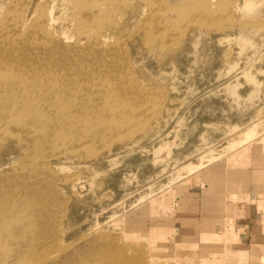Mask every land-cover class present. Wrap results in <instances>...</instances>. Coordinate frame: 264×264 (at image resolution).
<instances>
[{
    "label": "rangeland",
    "instance_id": "374dc122",
    "mask_svg": "<svg viewBox=\"0 0 264 264\" xmlns=\"http://www.w3.org/2000/svg\"><path fill=\"white\" fill-rule=\"evenodd\" d=\"M254 158L264 0H0V264H166L151 220Z\"/></svg>",
    "mask_w": 264,
    "mask_h": 264
},
{
    "label": "crops",
    "instance_id": "0c3cea01",
    "mask_svg": "<svg viewBox=\"0 0 264 264\" xmlns=\"http://www.w3.org/2000/svg\"><path fill=\"white\" fill-rule=\"evenodd\" d=\"M236 165L205 170L151 220L164 263L264 264V158Z\"/></svg>",
    "mask_w": 264,
    "mask_h": 264
},
{
    "label": "bare ground",
    "instance_id": "6f19581e",
    "mask_svg": "<svg viewBox=\"0 0 264 264\" xmlns=\"http://www.w3.org/2000/svg\"><path fill=\"white\" fill-rule=\"evenodd\" d=\"M231 71V70H230ZM230 71H228L227 73L229 74V72ZM226 75V76H225ZM224 75V79L225 80H223L222 81V84H220V86L218 87V88H220V89H222V90H229V89H233L232 87H233V85H232V83L230 82V80H229V78L227 77L228 75L227 74H225ZM216 123H218V121L216 122ZM216 123H214V124H216ZM135 140V139H134ZM164 140H160V142H163ZM142 152V151H141ZM213 162L211 161V160H207V161H203L202 162V160H200V161H196V162H193L189 167H187L185 170H184V174H185V176H184V178L183 177H181V179L183 178V179H185V178H187V177H189V176H191V175H193L195 172H197L201 167L202 168H204V166L206 167L207 165L209 166L210 164H212ZM182 175V174H181Z\"/></svg>",
    "mask_w": 264,
    "mask_h": 264
}]
</instances>
